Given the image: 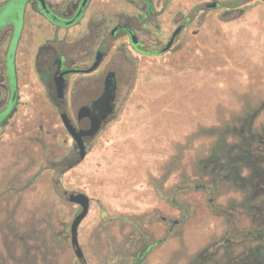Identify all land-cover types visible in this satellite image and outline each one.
<instances>
[{
	"label": "rangeland",
	"instance_id": "1",
	"mask_svg": "<svg viewBox=\"0 0 264 264\" xmlns=\"http://www.w3.org/2000/svg\"><path fill=\"white\" fill-rule=\"evenodd\" d=\"M177 1L189 16L184 35L171 50L140 54L136 69L129 66L128 75L120 76L114 114L87 142V154L78 162L73 139L44 87L21 63L28 52L35 51L38 40L31 38L32 33L40 37L52 33L44 21L36 27L39 20L26 9L27 24L17 48L20 100L0 125V220L14 213V226L23 241L13 244L9 237L10 243L4 246L2 237L8 233V224L1 222L0 264H80L70 242V225L80 211L67 199L73 192L90 199L89 211L78 227V242L87 264L129 261L116 255L132 242L131 225L141 228L137 231H144V237L163 238L169 223L162 217H181V211L170 202L191 203L194 213L174 226L143 264H195L202 248L207 254L213 252L211 244L226 231V216H216L208 209L202 191L193 188L176 193L171 189L183 178L209 181L202 173L201 160L222 140L239 143L238 131L248 125L250 114L251 126L258 131L254 133L263 135L264 3L252 0L241 5L244 11L240 16L235 11L226 13L224 7L205 11L202 16L193 6L194 0ZM177 1L171 0L170 10ZM106 4L108 9H116L123 3L109 0ZM18 7L21 21L23 2ZM171 21L167 12L157 18L164 34ZM82 25L69 27L70 37H76ZM155 48L151 45V50ZM7 115H0V122ZM70 161L75 164L66 168ZM217 199L224 213L233 209L242 213V217L236 211L231 216L228 213V222L248 223L250 219L243 215L250 212L237 207L242 199L245 203L242 191L222 185ZM155 200L165 205L164 210H150ZM139 209L142 212H137ZM122 217L130 225L120 221ZM201 227L207 236L199 246L196 237ZM240 250L232 248L231 257ZM252 259V264H264V257ZM215 261L235 264L222 250Z\"/></svg>",
	"mask_w": 264,
	"mask_h": 264
},
{
	"label": "flooded vegetation",
	"instance_id": "2",
	"mask_svg": "<svg viewBox=\"0 0 264 264\" xmlns=\"http://www.w3.org/2000/svg\"><path fill=\"white\" fill-rule=\"evenodd\" d=\"M44 1L45 6H41L39 0L0 1V115L8 112L0 125L13 114L20 100L18 82L21 74L17 68V48L23 39L27 24V8L39 20L35 21L36 27L39 28L44 21L51 27L52 33L46 37L32 33L31 38L38 40L35 51L28 52L21 63L25 70L29 69L34 75V80L44 87L46 96L58 115L59 107L63 106L75 127H78L79 120L87 119L88 109L91 110L93 103L101 96L105 79L111 73L115 85L114 109L108 118L112 116L120 76L128 75L129 66H132V70L136 69V60L140 54L164 53L175 48L177 40L184 35L189 20L187 11L182 9V3L177 0L179 3L171 10V0H120L123 4L116 9L107 8L106 3L109 0ZM250 1L252 0H194L193 6H196V11L203 16L204 12L210 9L223 5H244ZM257 1L264 3L263 0ZM19 2H23L21 21ZM212 3L214 6L210 7ZM166 12L171 16L172 23L164 34L157 18ZM81 24L82 29L78 31V35L70 37L67 29ZM154 28H157L159 33H156ZM171 39L170 47L162 51ZM151 45L156 48L151 50ZM98 56L100 61L91 69ZM59 80L63 84L61 99L56 87ZM248 118V125L240 127V133L247 135L248 132V138H242L239 143L228 144V149L231 150L229 158L236 161L233 172L232 169L231 172H223V163L219 161H216L214 171L218 180L222 178L217 197L222 185L226 184L231 187L233 185L238 192L242 191L245 203L242 199L237 203V207L250 212H247V216L243 215L250 219V222L240 220L231 224L226 219L224 235L219 241L211 244L213 252L207 254L206 248H202L195 264H216L214 257L220 250L228 260L232 258L235 264H252L251 258L252 261H261L264 257V148L253 152L255 148L251 149V143L247 141L258 139L264 146V135L254 133L258 131L251 126L252 114ZM106 121L102 122L101 128ZM91 139L84 137V143L87 144ZM245 145H249V148L244 147ZM73 150L75 151L74 142ZM244 169L246 173L243 172ZM222 208L217 201L216 216L224 217ZM235 211L242 217V213L236 209L230 210L229 215H233ZM226 217L228 218V215ZM162 220L169 223L170 227L178 223L176 220L168 221L165 217H162ZM133 240L120 255L130 257L128 264H143L156 243L152 242L151 238L149 241H141L140 245L137 239ZM248 243L253 245L246 247ZM235 247H241V250L236 257H231V250Z\"/></svg>",
	"mask_w": 264,
	"mask_h": 264
},
{
	"label": "trees",
	"instance_id": "3",
	"mask_svg": "<svg viewBox=\"0 0 264 264\" xmlns=\"http://www.w3.org/2000/svg\"><path fill=\"white\" fill-rule=\"evenodd\" d=\"M240 6L241 5L236 4V5H223V6H220V7H224L225 10H226V13L227 12L230 13L231 11H233V12L235 11V12H238L236 14V16L237 15L240 16L241 13L244 11V9L243 8H240ZM246 126L247 125H245V127ZM238 132H239V135H240L241 138H247V135H245L244 133H240V131H238ZM247 141L249 143H251V145H250V148L251 149H254L255 148L253 150V152L256 149H261L260 146H262V144H261V142L258 139H256V140H250V139H248ZM221 142H222V144H217V146L218 145L219 146L218 147L216 146L214 148L213 153L209 157L201 160L202 173H203L204 176L210 177V180L209 181L190 182V181H188V180H186V179L183 178L181 180V183L180 184L176 185L175 187H173L171 189L172 192H176V193L189 192V191L193 190V188H194V191H202V192H204L206 194V196H207V206H208V209L214 215H217L216 212H215L216 211V202H217V200H216L217 199V192H218L217 189H219V183L222 180V178H220L218 180L217 179L218 176L216 177V172L214 171L215 163H216V161H219V162L223 163V168H224V169H222L223 172H228V171L231 172V169H232V172H233V169L235 168V165H236V161L232 160V158H229L230 157V152H231V150L229 151V149H228L229 148V145L224 140H222ZM85 145H86V150L88 151V146H87V144H85ZM244 147L249 148V145H245ZM75 151L77 152L76 149H75ZM75 160H76L75 162H78V157ZM75 162L69 164L66 168L72 167L73 166L72 164H75ZM215 170H216V168H215ZM186 186H187V188H186ZM257 200H259V198ZM255 202H257V201H255ZM170 204L173 207H177L181 211V217L178 218V219L168 220V221H174V220H176V221H178V223L177 224H174L171 227L169 226V228L167 229V233H166V235L163 238L158 239V240H152L151 239L152 242L156 243L155 245H158V244H161L162 242H164L167 239L168 234L171 233V232H173V227L174 226L181 225V224L185 223V221L194 213L195 205H193L191 203L182 202L181 201V202H170ZM181 204H186L185 207H187V208L178 207V206H181ZM1 211L2 210H0V212ZM252 213H253V211H252ZM223 214H224V217L227 215L226 213H223ZM124 219H126V218L122 217L120 219V221H123L124 223L130 225V223L127 222V221H125ZM137 219H138V217H137ZM226 219H228V218L226 217ZM3 221L8 224L7 225L8 226L7 232L8 233L4 234L3 237H2L3 242H4V246H5V243L7 245H8V243H10V241L7 240V238H9V237H10V240L13 242V244L16 241L17 242H22L23 241V237H20L19 235H17V232L18 231L16 230V228L14 226V213L9 212L8 214H6V218ZM3 221L0 220V224ZM131 226H132L134 235L131 234L129 236L130 237L129 238L130 241H131L132 238L133 239H137L139 243H141V241L142 242L149 241L148 240L149 238H147L146 236L145 237L143 236L144 235V231H142V232H138L137 231V230H142L141 228H137L135 225H131ZM21 236H22V234H21ZM131 243H129L127 246L131 245ZM29 248L32 249L33 247H30L29 246ZM27 253L28 252H26V254ZM28 254H30V253H28ZM118 255H120V254H117L116 255V258H118ZM123 258H125V259L128 258L129 261H127V262L130 263V257H128V256L125 255V256H123ZM24 259L25 258H23L21 261H23ZM144 261H143V263H144ZM127 262L125 264H128Z\"/></svg>",
	"mask_w": 264,
	"mask_h": 264
},
{
	"label": "water",
	"instance_id": "4",
	"mask_svg": "<svg viewBox=\"0 0 264 264\" xmlns=\"http://www.w3.org/2000/svg\"><path fill=\"white\" fill-rule=\"evenodd\" d=\"M39 2L41 6H45L44 0H39ZM209 6L213 7L214 4L212 3ZM171 43L172 39L167 42L162 51H166L170 47ZM99 61L100 56L97 57L91 69L94 68ZM56 87L59 98L61 99L63 94V84L61 80L57 82ZM114 91L115 85L113 84L111 73L108 74L105 79V87L101 96L93 103L91 110L88 109L89 116L83 121L79 120L78 127H75L72 124L64 110V107H59V117L64 128L73 139L74 148L77 150L78 161L82 160L87 154L84 137L93 138L99 132L102 122L106 121L108 116L113 112ZM67 199L69 202L77 204L80 207V211L74 216L70 225V242L78 262L80 264H87L83 251L78 242V227L89 211L90 199L82 192L70 193Z\"/></svg>",
	"mask_w": 264,
	"mask_h": 264
},
{
	"label": "crops",
	"instance_id": "5",
	"mask_svg": "<svg viewBox=\"0 0 264 264\" xmlns=\"http://www.w3.org/2000/svg\"><path fill=\"white\" fill-rule=\"evenodd\" d=\"M164 207H165V205H163L159 201L155 200V201L151 202L150 210L153 209V208H160V209L164 210ZM141 210L142 209H139L137 212H142ZM197 230H200V229L197 228ZM205 235L207 236V234H205ZM205 235H204V231L202 230V227H201L200 234L197 235V237H196V240H198V242H199V246H201L205 242V240H206ZM186 236H187L186 233H184V239L188 240L189 238L186 237ZM148 255L151 256V253L148 254ZM149 263H151V258L149 259Z\"/></svg>",
	"mask_w": 264,
	"mask_h": 264
}]
</instances>
